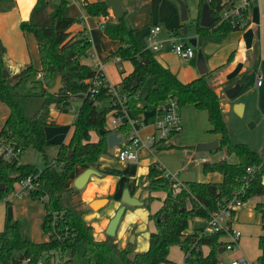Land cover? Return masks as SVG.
<instances>
[{
    "label": "trees",
    "instance_id": "16d2710c",
    "mask_svg": "<svg viewBox=\"0 0 264 264\" xmlns=\"http://www.w3.org/2000/svg\"><path fill=\"white\" fill-rule=\"evenodd\" d=\"M69 1L36 0L29 17L19 23L23 32L35 36L39 68L29 64L18 73L10 74L0 55V101L9 109L0 128V200L11 195L17 183L26 178L32 183L27 192L31 199L39 200L47 195V200L42 201L45 209L42 230L47 239L31 241L22 235L17 221L5 219L0 230V264H19L21 256L31 264H41L44 255L51 251L60 253L59 264H63L71 261L79 243L84 246L87 264H176L168 258L173 246L183 252L184 264H221L218 250L225 243L224 232L206 234L202 226H193L189 231V222L207 219L226 200L241 198L245 201L254 196L262 197L255 207L264 215V156H259L244 143L232 142L229 137L222 100L213 85L224 66L188 82L181 81L155 58L152 49L138 42L135 28L126 23V11L119 18L109 15L110 7L106 0L85 1L84 9L92 16H108L103 23L104 32L119 44L107 59L118 58L132 64V70L122 76L119 83L125 96L124 108L132 119L139 123L144 112L161 113L169 98L175 99L179 107L191 104L206 113L209 131L218 138L219 147L211 152L223 149L229 156L234 155L236 160L204 161L202 172L205 175L219 173L221 179L183 181L178 183L177 189L176 182L165 176L164 169L157 162L150 164L146 202L149 206L157 199L161 204L149 213L154 230L149 234L148 248L142 251L135 250L130 242L123 248L118 247L115 236L107 235L103 240H96L93 227L66 201L65 194L74 189L69 183L76 177V168L90 166L108 152L106 135L116 131L126 138L132 130L128 120L113 128L108 127L110 116H117L120 106L114 103L107 88L100 87L97 93H91L89 80L96 70L83 62L88 56L91 41L86 32L73 33L70 30L80 17L66 13ZM237 1L198 0V14L194 20L196 32L207 34L245 27L250 3L240 7ZM203 2H207L210 14L217 16L210 26L199 23ZM13 4L14 0H0V11L11 8ZM228 4L230 8L225 13ZM230 60L229 57L227 63ZM38 72L42 74L35 81L39 91L23 92V85ZM120 73L123 72L120 70ZM57 76L61 78V86L56 93H51ZM145 86L146 91L141 98L140 92ZM70 100L78 101L72 135L67 142L53 143L46 138V127L51 123L50 106L63 109ZM153 117L154 114L150 115L148 121ZM92 132L97 135L95 140ZM50 144L57 146V153L51 161L46 156V147ZM29 148L44 158L43 168L21 162L22 155ZM249 166H259V169L248 188H244L243 177ZM242 189H245L244 193ZM261 229L262 233L257 238V264H264V222ZM66 253L69 255L64 260Z\"/></svg>",
    "mask_w": 264,
    "mask_h": 264
},
{
    "label": "crops",
    "instance_id": "0c3cea01",
    "mask_svg": "<svg viewBox=\"0 0 264 264\" xmlns=\"http://www.w3.org/2000/svg\"><path fill=\"white\" fill-rule=\"evenodd\" d=\"M35 1L36 0H14V4L11 8L0 11V45L3 48L1 49V57L10 74H16L27 67L33 61V51H37L38 53L35 36L30 32H23L19 26L21 20L29 17ZM80 1L81 0H70L66 7V13L68 15L80 17L79 21L71 25L70 30L73 33L83 31L89 35L91 41L90 49L93 57H88L91 58L93 66L101 62L103 64V74L107 82L112 85H119L122 76L132 70V64L127 63V61L125 62L127 64L123 63L122 67L117 69V71L120 70V68L125 70L123 75L114 71L111 76V74L107 72L106 66L108 64L113 69V66H115L117 62H124L119 61V59L116 60V58L107 59V57L117 48L119 43L116 39L108 37L104 32L102 24L108 16H92L85 12L84 2L94 0ZM239 1L240 0L237 2L239 3ZM168 6L171 9L172 15H175L177 13L176 7L173 5ZM123 7L127 13L126 7ZM111 14L109 12V15ZM197 14L198 6L193 21L197 17ZM247 15L248 24L243 28L226 32H210L224 34L223 43L220 44L219 47V49L222 48L224 53L222 61L221 59H218L217 61L211 59L208 61L209 65H207L208 69L212 70L226 62V65H222L224 67L219 71L213 82L217 91L219 87L228 82V78L235 72V69L238 66L242 64L251 66L253 64L258 68L264 63V0H251ZM126 23L135 28L136 22L131 23L130 21H126ZM137 29L138 28L136 27L135 35L138 42L141 44ZM206 50L209 49L207 48ZM154 56L183 82H188L200 75L199 73L196 74L194 70H190L189 68L178 69L176 65L170 63L168 56L164 51H160L159 55ZM229 57L231 60L227 63ZM37 67L39 68V65ZM229 86L230 85L225 86V89ZM71 103L77 104V101L70 100L66 105ZM200 111L201 110L196 109L191 104L179 107L178 113L182 120L181 129L178 132H174L173 134L175 135L171 134L166 140L161 142L148 139L149 136L153 134V128L150 125L151 121H148V117L157 112H144V117L141 122L138 123L134 119L129 121L132 128L131 131L134 130L137 132L142 140L141 153L138 162H119L116 157L117 150L120 147L118 144L111 149L108 148V152L100 156L94 164L90 166H78L76 168V176L88 167L94 169L97 174L91 175L82 189L75 188L73 181L70 182L69 186H72L74 189L65 194L64 197L77 211L82 213L83 219L93 227V236L96 240H103L106 238V226L117 208L122 205L121 195L123 190L128 189L129 193L133 194L138 188H141L139 200L142 202V205L125 207L124 213L116 229L115 241L117 242L118 247L123 248L128 243V238L134 236L133 244L135 250L142 251L148 248L149 234L154 230V225L149 220L148 216L150 212L157 210L161 204V201L159 200V204H156L154 208L151 209L150 204L148 206L146 202L148 195L146 185L149 165L157 162V164L165 171V169L168 168V163L163 159V155L178 153L180 157V166L177 167L175 173H167L171 174V176L173 175V179L176 180V175L179 174V171H183L181 172V180L178 181L183 182L192 178L187 172V168L190 165L198 167L199 165L201 166L202 162L213 159L211 151H208L206 152L208 154H205V152L198 151L191 145L192 142L196 144L218 139L216 135L209 131V122L207 125L204 122L202 126H199L196 129L193 120H200L203 122V119H207L206 113ZM8 113V107L0 101V128L8 116ZM116 115L121 118V123L126 120L125 114L122 111H116ZM128 117L132 118L129 113ZM74 118L75 115L70 112L67 107L58 109L51 105L49 109V120L51 123L46 127V138L53 143L67 142L73 132ZM108 127L113 128L109 124ZM56 130H64V132L61 135V132L59 133ZM188 130L190 131L186 134V137L184 138L185 141H181L179 137H175L177 133L187 132ZM91 136L93 140L97 138V135L94 132L91 133ZM178 142L184 143L179 145ZM161 145H164L165 147L161 148ZM50 146L56 148V151L51 157V159H53L57 153V147L55 144H50ZM173 146L179 147V150H176ZM190 181L194 180L192 179ZM196 181H200V179H196ZM95 199H107V202L100 206L99 209H92L90 207V202ZM44 215L45 209L42 201L31 199L25 192L23 194L12 193L6 199L0 200V230L3 227L5 219L10 218L17 221L21 233L25 230L28 234H26L27 238L31 241L39 242L40 240H36L34 237H40L41 233L44 234L42 230ZM238 216L239 211L237 213V219ZM22 218H25L24 224L27 227L21 225L20 219ZM194 221L195 220L192 222ZM21 226L23 227L22 230ZM189 227L191 228L188 230L191 231L193 225ZM203 251L205 252L206 249L204 248Z\"/></svg>",
    "mask_w": 264,
    "mask_h": 264
},
{
    "label": "rangeland",
    "instance_id": "374dc122",
    "mask_svg": "<svg viewBox=\"0 0 264 264\" xmlns=\"http://www.w3.org/2000/svg\"><path fill=\"white\" fill-rule=\"evenodd\" d=\"M183 1L187 5L188 10V18L186 20L181 19L179 0H166V2L165 0H121V4L127 9L125 20L130 21L131 23L136 22L135 28H138V36L141 44L144 47H148V41L146 40L145 36L148 28L151 25L158 24L160 26V30L157 34V39L160 40V45L157 49H152V53L154 55H159L160 51H164V53L167 54L170 63L176 65L178 69L189 68L190 70H194L196 74H198L199 72L196 67L198 49L202 50L207 65H209L208 61H210L211 59H214L216 61L218 59H221L222 61V56L224 53L222 48L219 49V47L220 44L223 43L224 34L196 33L193 17L195 16L197 11L198 0ZM168 5H173L174 7H176L177 13L175 15H172L171 9ZM109 12L111 14L110 10ZM184 28H186V30H184ZM172 31H174L175 34L172 35ZM192 37L196 38L195 44L189 42V39ZM174 40L190 43L194 51L193 57L188 60H184L175 55L172 49V43ZM205 48H208L209 50H206ZM32 57L33 61L30 64L38 68L37 66L39 65V59L37 51H33ZM83 61L86 64L94 67L90 57L87 56L83 59ZM125 62L127 61L117 62L115 66H113L114 70L108 64L106 66L107 72L112 76V72L115 71L116 73L121 74V70L123 72L121 75H123L125 73V70H122V68H120V70L117 71V69L119 67H122L123 63ZM127 63L130 62L128 61ZM222 65H226V62L221 64L220 66ZM257 74H260L262 76L261 86L256 85ZM36 79V76H31L23 85L22 91H39V86L35 85ZM235 84H239L241 86V90L234 97L228 98L225 95V86H233ZM145 91L146 86L140 92L141 98L144 97ZM218 92L223 103V117L228 127V133L231 141L234 143H244L252 151L263 157L264 155L262 154L261 149L264 146V63H262V66H259L258 68L253 64L251 66H247L245 64L238 66L235 69V72L228 78V82L218 88ZM236 104L242 105L241 114H238L235 111L234 107ZM193 121L196 129L199 126H202L204 122L206 123V125L208 123L207 119H203V122L200 120ZM56 131L59 133L61 132V135L64 132V130ZM189 131L190 130H188L187 132H179L175 137H179L181 141H185L184 138L186 137V134L189 133ZM181 143L183 144L184 142H178L179 145H181ZM197 144L198 143L195 144L194 142L191 143L193 147H196ZM48 146L46 147V156L47 159L51 161V157L56 151V148L51 147L50 145ZM164 147V145H161V148ZM173 148L179 150V147L173 146ZM203 152H205V154H208L206 153L208 151ZM212 158V160L220 158H229L232 161L236 160L234 155L229 156L223 149L218 151L217 153L212 152ZM163 159H165V162L168 163V168L165 169V172L175 173L177 167L180 166V157L178 153L166 155L164 154ZM21 162L35 164L39 168H43L45 165L44 158H42L41 155L33 148H29L24 152L21 157ZM181 172L183 171L180 170L179 174L176 175L177 181L181 180ZM187 172L189 173L190 177H192L189 179H193L194 181H196V179H200V181H218L221 179V175L219 173L205 175L202 172L200 165L198 167H196L195 165H190L187 168ZM158 195L162 197V193H158ZM261 201L262 197L260 196L249 197L245 200L244 205L239 209L238 219L232 221V226L235 229L239 230L241 233L239 242L236 246L237 251H224L222 253H219L221 264H229L231 259L238 255H245L252 264H257V256L259 254V250L257 248V238L262 233L261 225L264 222V215L259 209L255 207V205L257 202ZM156 204H159V200L157 199L153 200L150 203V208L153 209ZM24 220L25 218L20 219V223L23 227H27L24 224ZM205 221L206 219H196L194 222L190 221L189 224L190 226H202L204 229L206 226ZM23 227L21 228V230L23 229ZM22 234L26 236L27 232L24 230ZM34 239L40 240L39 242H42L47 239V236L45 233H41L40 237L35 236ZM129 239L130 238H128V242ZM83 251L84 246L82 243H79L76 247L71 261L64 262L63 264H87V259L83 255ZM68 255V253L65 254L64 260L68 258ZM168 256L171 261L177 264H184V254L177 246H173L170 248ZM59 262L61 263L60 253L57 251H51L48 254L44 255L41 264H58Z\"/></svg>",
    "mask_w": 264,
    "mask_h": 264
},
{
    "label": "built area",
    "instance_id": "2783aa9c",
    "mask_svg": "<svg viewBox=\"0 0 264 264\" xmlns=\"http://www.w3.org/2000/svg\"><path fill=\"white\" fill-rule=\"evenodd\" d=\"M251 0H240L239 6L244 7ZM227 10H225L226 13ZM235 11H238L236 9ZM246 23V20L243 21V24ZM103 26V24H102ZM160 30V26L158 24L151 25L146 32V40L148 41V47L150 49H157L160 45V40L157 39V34ZM175 34L174 32L171 33ZM173 53L179 56L184 60H188L194 55V51L188 42L176 41L174 40L172 43ZM88 56L93 57L91 53V49L88 51ZM118 60V58H116ZM95 74L89 80L91 93H97L100 87H105L111 93L114 103L119 104L120 108L117 111H122L125 114V119L128 121H132L131 117H128V111L124 108L125 96L122 94L119 85H112L107 82L105 76L103 74V64L97 63L94 66ZM41 72L37 73V78H41ZM262 83V76L260 74L256 77V85L260 86ZM78 104V101H77ZM77 104L71 103L66 107L72 112L74 115L77 111ZM179 105L177 101L173 98H169L165 104L164 109L161 113H155L153 120L150 122V125L153 128V134L149 136V140H155L157 142H161L166 140L171 134L177 132L182 127V120L178 113ZM121 118L119 116L111 115L108 121V124L112 127H115L121 123ZM142 147V140L134 130L126 137H122V141L120 143V147L117 150L116 157L119 162L125 163H136L139 161L140 153ZM259 169V166H249L246 168V173L243 177V186L244 188H248L252 178L254 177V173ZM165 176L176 182L175 189H177L178 181L173 179V175L169 173H165ZM32 188V183L29 178L20 180L16 188L14 190V194H23L27 193ZM241 192H245V189H242ZM40 201H46L47 195H43L39 199ZM244 202L241 198H234L231 200H226L224 203L219 204L217 209L213 211L210 216L206 219V226L204 228V233L211 234L216 232H224V240L225 243L222 246L223 252L237 251V244L239 242L241 233L239 230L235 229L232 226V221L237 219V213L239 209L244 205ZM58 237V235H57ZM19 264H31L28 259H21ZM229 264H252L250 260L245 255H238L231 259Z\"/></svg>",
    "mask_w": 264,
    "mask_h": 264
},
{
    "label": "water",
    "instance_id": "95a60500",
    "mask_svg": "<svg viewBox=\"0 0 264 264\" xmlns=\"http://www.w3.org/2000/svg\"><path fill=\"white\" fill-rule=\"evenodd\" d=\"M106 1H107L108 6L111 9V13H112V16L114 18H119L124 13L125 10L121 4V0H106ZM179 2H180L181 19L186 20L188 18L187 5L184 3L183 0H179ZM229 8H230V4L226 5L225 10H228ZM216 19H217V16L210 14L207 2H203L202 6H201V10H200V17H199L200 25L210 26L211 23L213 21H215ZM184 30H186V28H184ZM189 42L192 44H195L196 38H194V37L190 38ZM0 55H1V46H0ZM196 67H197V70H198L200 75H203L209 71L201 49H198L197 59H196ZM60 86H61V78H60V76H57L55 79V84L50 89V92L56 93L58 91V89L60 88ZM240 90H241V86L239 84H235V85L230 86V87L225 89V95L228 98H232ZM234 109L238 114H241L242 105L236 104ZM106 141H107V147L109 149H111L114 146H117L118 144L121 143L122 136L118 135V133L116 131H112L106 135ZM218 147H219L218 140H212L209 142H200L197 144V146L195 148L198 151H212V150H216ZM261 152L264 155V146L261 149ZM96 174H97V172L94 169H92L90 167L85 168L79 175H77L74 178V180H73L74 187L77 189H82L85 186V184L87 183L89 177L91 175H96ZM1 187H2V185H0V188ZM140 191H141V188H138L136 192H134L133 194H130L128 189L123 190V193L121 195L122 205L119 208H117L114 215L110 218V220L106 226V229H105L106 235L115 236L116 229L118 227V224L120 222V219L124 213L126 206H140V205H142V202L139 200ZM101 202H103V203L100 204ZM106 202H107V199H95L92 202H90V207L92 209H96V208L99 209L100 206H102ZM94 203H97V205H94ZM129 242L130 243L134 242V236H130ZM222 252H223V247H221L218 250V253H222ZM21 259H22V256H21Z\"/></svg>",
    "mask_w": 264,
    "mask_h": 264
},
{
    "label": "bare ground",
    "instance_id": "6f19581e",
    "mask_svg": "<svg viewBox=\"0 0 264 264\" xmlns=\"http://www.w3.org/2000/svg\"><path fill=\"white\" fill-rule=\"evenodd\" d=\"M103 202H101L100 204H102ZM94 205H97V203H94Z\"/></svg>",
    "mask_w": 264,
    "mask_h": 264
}]
</instances>
